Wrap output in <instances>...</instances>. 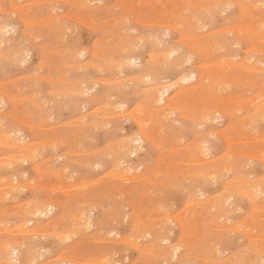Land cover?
<instances>
[{
    "label": "rangeland",
    "instance_id": "374dc122",
    "mask_svg": "<svg viewBox=\"0 0 264 264\" xmlns=\"http://www.w3.org/2000/svg\"><path fill=\"white\" fill-rule=\"evenodd\" d=\"M197 1L0 0L3 264H264V0Z\"/></svg>",
    "mask_w": 264,
    "mask_h": 264
},
{
    "label": "bare ground",
    "instance_id": "6f19581e",
    "mask_svg": "<svg viewBox=\"0 0 264 264\" xmlns=\"http://www.w3.org/2000/svg\"><path fill=\"white\" fill-rule=\"evenodd\" d=\"M93 1H94V0H93ZM96 1H97V0H96ZM190 1H192V0H190ZM202 1H204V0H202ZM216 1H217V0H216ZM226 1H227V0H224V1H223V4H224V2H226ZM230 1H231V0H230ZM238 1H239V0H238ZM241 1H242V0H241ZM244 1H245V0H244ZM244 1H243V3H245ZM247 1H248V0H247ZM255 1H256V3H259V2H257V0H255ZM255 1H253V3H254ZM258 1H260V0H258ZM83 2H84V0H83ZM196 2H198V1L196 0ZM213 2H214V1H213ZM213 2H211V3L213 4ZM232 2H234V1H232ZM249 2L251 3V0H249ZM81 3H82V2H81ZM84 3H86V2H84ZM90 3H91V2H90ZM188 3H189V2H188ZM207 3H210V2H206V5H207ZM219 3H220V2H219ZM226 3H227V2H226ZM243 3H242V4H243ZM104 4H105V3H104ZM217 4H218V3H217ZM228 4H229V3H228ZM228 4H227V5H228ZM232 4H233V3H232ZM237 4H238V2H237ZM251 4H252V3H251ZM251 4H250V5H251ZM187 5H189V4H187ZM190 5H192L191 8H193V4L191 3ZM195 5H196V4H195ZM195 5H194V6H195ZM201 5H203V4L201 3ZM214 5H215V4H213V6H214ZM221 5H222V4H221ZM221 5H220V6H221ZM245 5L247 6L246 3H245ZM209 6H210V5H208V7H209ZM228 6H229V5H228ZM230 6H232L231 3H230ZM230 6H229V7H230ZM239 6H241V3H240ZM239 6L237 5L238 8H239ZM252 6H253V5H252ZM256 6H259V4H257V5L254 4V8H255ZM262 6H263V5H262ZM87 7H88V6H87ZM97 7H98V6H97ZM199 7H200V6H199ZM201 7H202V6H201ZM201 7H200V8H201ZM205 7H206V6H204L203 8H205ZM217 7H219V6H217ZM232 7H234V6H232ZM241 7L244 8V6H241ZM100 8H101V7H100ZM187 8H188V7H187ZM194 8H195V7H194ZM194 8H193V9H194ZM209 8H210V9H213L211 6H210ZM214 8H215V7H214ZM245 8H249V5H248V7H245ZM245 8L243 9L244 12H245ZM254 8H253V9H254ZM259 8H261V7L259 6ZM195 9H196V8H195ZM201 9H202V8H201ZM227 9H230V8H227ZM253 9H252V11H256L257 13H258V12H261V10H259V11L256 10L257 7L255 8V10H253ZM25 10H26V9H25ZM186 10H187V9H186ZM191 10H192V9H191ZM198 10H199V9H198ZM205 10H206V8H205ZM207 10H208V9H207ZM239 10H242V9L239 8ZM249 10H251V6H250V9H249ZM208 11H209V10H208ZM208 11H206V12H208ZM210 11H211V10H210ZM213 11H214V9H213ZM213 11H211V12H213ZM221 11H222V9H221ZM246 11H247V10H246ZM252 11H249V12H252ZM192 12H193V11H192ZM197 12H198V11H197ZM199 12H200V11H199ZM203 12L205 13L204 10H203ZM211 12H209V13H211ZM247 12H248V11H247ZM263 12H264V11H263ZM263 12H262V13H263ZM204 13H200V14H204ZM222 13H223V12H222ZM241 13L243 14V11H241ZM241 13H240V14H241ZM253 13H254V12H253ZM189 14H190V13H189ZM192 14H193V13H192ZM200 14H199V15H200ZM247 14H248V13H247ZM247 14H246V12H245L244 15L248 16ZM249 14L251 15V13H249ZM258 14L260 15V13H258ZM258 14H256V15H258ZM195 15H196V14H195ZM202 16H203V15H202ZM204 16H205V15H204ZM114 17H115V16H114ZM192 17H193V16H191L190 19H192ZM250 17H251V16H250ZM255 18H256V17H255V15H254V18H253L254 20H253V21L256 20ZM262 18H263V17H262ZM187 19H188V18H187ZM193 19H194V17H193ZM250 19H252V18H250ZM260 19H261V17H260ZM263 19H264V18H263ZM263 19H262V20H263ZM127 20H128V19H127ZM194 20H195V19H194ZM194 20H192V21H194ZM188 21H189V20H187V22H188ZM257 21H259V17H258V20H257ZM196 22H197V20H196ZM200 22H201V21H199V24H200ZM260 22H262V23L264 24V21H260ZM177 23H178V22H177ZM191 23H192V22H191ZM191 23H190V24H191ZM152 24H153V23H152ZM154 24H155V23H154ZM188 24H189V22H188ZM194 24H195V23H194ZM157 25H158V24H157ZM170 25H171V24H170ZM256 25H258V24H255V27H256ZM10 26H11V23H8V22H6V21H0V40L4 39L5 41H8V40L10 39L9 37H6V34L8 33V29L11 28ZM166 26H168V24H167ZM172 26H173V25H172ZM191 26H192V25H191ZM260 26H261V25H260ZM9 27H10V28H9ZM168 27H169V26H168ZM199 27H200V26H199ZM199 27H198V28H199ZM253 27H254V26H253ZM15 28H16V27H15ZM164 28H165V27H164ZM198 28H197V29H198ZM236 28H238V27L236 26V27L234 28V30H235ZM245 28H246V27H245ZM248 28H250V27H248ZM248 28H246V29H248ZM263 28H264V27H262V29H263ZM169 29H170V28H169ZM169 29H168V30H169ZM197 29H196L195 31H197ZM201 29H202V28H201ZM240 29H243V28L241 27ZM240 29H238V30L240 31ZM246 29H245V30H246ZM259 29H260V28H258V30H259ZM11 30H13V28H12ZM192 30H194V29L192 28ZM204 30H205V29H204ZM238 30L236 29V31H238ZM248 30H249V29H248ZM14 31H15V29H14ZM207 31H208V30H207ZM236 31H235V32H236ZM243 31H244V29H243ZM251 31H252V30H251ZM9 32H10V31H9ZM168 32H169V31H168ZM168 32H167V33H168ZM191 32H192V31H191ZM197 32H198V31H197ZM200 32H201V31H200ZM256 32H257V31H256ZM258 32H259V31H258ZM258 32H257V33H258ZM260 32H261V29H260ZM260 32L258 33L259 35H260ZM167 33H166V34H167ZM203 33H204V32H203ZM168 34H169V33H168ZM191 34L193 35V33H191ZM147 37H148V36H147ZM157 38H158V37H157ZM200 38H201V36H200ZM203 38H205V37H203ZM217 39L219 40V38H217ZM217 39H216V40H217ZM4 40H3V41H4ZM210 40H211V39H210ZM221 40H222V39H221ZM5 41H4V42H5ZM139 41H140V40H139ZM154 42H155V41H154ZM159 42H160V41H159ZM159 42H158V43H159ZM209 42H210V41H209ZM228 42H229V41H228ZM1 43H3V42H1ZM1 43H0V44H1ZM214 43H215V42H214ZM159 44H160V43H159ZM125 45H126V44H125ZM125 45H123V46L125 47ZM129 45H130V44H129ZM214 45L216 46L217 43L214 44ZM229 45H230V44H229ZM1 46H2V44H1ZM1 46H0V47H1ZM127 46H128V44H127ZM204 46H205V45H204ZM226 46H227V45H226ZM132 47H133V46H132ZM135 47H136V46H135ZM167 47H168V46H167ZM167 47H166V49H168ZM217 47H218V46H216L215 48H217ZM221 47H222V46H221ZM221 47H220V45H219V48H221ZM256 47H257V46H256ZM122 48H123V47H122ZM157 48H158V47H157ZM171 48H173V47H170V50H171ZM244 49H245V47H244ZM253 49H254V48H253ZM124 50H126V49H124ZM174 50H175V49H174ZM203 50H204V49H203ZM206 50H208V47H207ZM255 50H256V49H255ZM261 50H262V49H261ZM152 51H154V50H152ZM162 51H163V50H162ZM178 51H179V50H178ZM178 51H176V52H178ZM195 51H196V50H195ZM249 51H250V50H249ZM251 51H252V49H251ZM251 51H250V52H251ZM253 51H254V50H253ZM82 52H84V51H82ZM125 52H128V51H125ZM150 52H151V51H150ZM166 52H168V51H166ZM166 52L164 51L163 53H166ZM163 53H162V55H163ZM173 53H174V52H173ZM125 54H126V53H125ZM170 54H171V53H170ZM170 54H167V53H166L167 56H169ZM236 54H237V53H236ZM251 54H252V53H251ZM251 54H249V55H251ZM129 55H130V53H129ZM162 55H160V56L162 57ZM164 55H165V54H164ZM171 55H172V54H171ZM176 55H177V54H176ZM180 55H181V54H180ZM131 56H132V55H130V57H129V56H128V57L131 58ZM172 56H173V55H172ZM172 56H171V57H172ZM252 56H254V55H252ZM155 57H158V56H155ZM163 57H164V56H163ZM165 57H166V56H165ZM165 57H164V58H165ZM124 58L126 59L127 56H125ZM129 58H128V59H129ZM158 58H159V57H158ZM158 58H157V59H158ZM173 58H174V57H173ZM173 58H171V59H173ZM179 58H180V57H179ZM254 58H255V57H254ZM254 58H253V59H254ZM125 59H122V60H123V64H124V61L128 60V59H126V60H125ZM131 59H132V58H131ZM137 59H138V58H137ZM186 59H187V58H186ZM242 59H243V58H242ZM167 60H168V59H167ZM188 60H190V59L188 58ZM251 60H252V59H251ZM251 60H250V61H251ZM129 61H130V60H129ZM131 61L133 62V61H135V59H133V60H131ZM136 61H137V60H136ZM163 61H164V60H163ZM176 61H177V60H176ZM226 61H227V60H226ZM242 61H243V60H242ZM188 62H190V61H188ZM119 63H120V62H119ZM119 63H118V64H119ZM140 63H141V62H140ZM157 63H158V62H157ZM165 63H166V62H165ZM171 63H172V61H171ZM184 63H185V61H184ZM194 63H195V62H194ZM226 63L228 64V62H226ZM251 63H253V62H251ZM259 63H260V62H259ZM123 64L121 63V65H123ZM127 64H129V62H128ZM133 64H134V63H133ZM207 64H208V63H207ZM210 64H212V63H210ZM121 65H120V66H121ZM125 65H126V62H125ZM125 65H124V66H125ZM135 65H136V64H135ZM164 65H165V64H164ZM199 65H200V64H199ZM202 65H203V64H202ZM202 65H200V67H201ZM204 65H205V64H204ZM204 65H203V66H204ZM132 66H133V65H132ZM159 66H160V65H159ZM208 66H209V67H206V66H205L204 69H205V70H206V68L209 69V68H210V65H208ZM211 66H212V65H211ZM219 66H220V65H218V67H219ZM226 66H227V65H226ZM242 66H243V65H242ZM244 66H246V64H244ZM244 66H243V67H244ZM248 66H249V65H248ZM248 66H246V69H247ZM261 66H263V65H261ZM215 67H216V66H215ZM229 67H230V64H229ZM251 67H253V66H251ZM251 67H250V68H251ZM125 68H126V67H125ZM125 68H124V69H125ZM133 68H134V67H133ZM140 68H141V67H140ZM201 68H202V67H201ZM212 68H213V67H212ZM230 68H231V67H230ZM241 68H242V67H241ZM254 68H255V67H254ZM256 68H257V67H256ZM258 68H260V67H258ZM124 69H123V70H124ZM142 69H143V67H142ZM144 69H145V68H144ZM146 69H147V68H146ZM163 69H164V68H163ZM197 69H198V68H197ZM204 69H203V70H204ZM210 69H211V68H210ZM216 69H218V68H216ZM216 69H215V72L218 71V70H216ZM219 69H220V67H219ZM228 69H229V68H228ZM242 69H243V68H242ZM248 69H249V67H248ZM248 69H247V70H248ZM252 69H253V68H252ZM261 69H262V68H261ZM167 70H168V69H167ZM186 70H187V69H186ZM226 70H227V69H226ZM238 70H239V69H238ZM247 70H246V71H247ZM188 71H189V70H188ZM121 72H122V71H121ZM124 72H125V71H124ZM201 72H202V70H201ZM262 72H264V70H263ZM143 73H145V72H143ZM243 73H245V71H244ZM258 73H261V72L258 71ZM145 74H148V73H145ZM195 74H196V73H194V75H193V78H194L193 80H195V77H194ZM237 74H238V73H237ZM237 74H236V75H237ZM262 74H263V73H262ZM142 75L144 76V74H142ZM191 75H192V74H191ZM199 75H200V74H199ZM220 75H222V74H220ZM230 75H231V74H230ZM234 75H235V74H234ZM254 75H255V74H254ZM254 75H253L252 77H254ZM186 76H187V75H186ZM200 76H201V75H200ZM200 76H199V77H200ZM222 76H223V75H222ZM222 76H221V77H222ZM132 77H133V76H132ZM137 77H138V76H137ZM147 77H150V75L147 76ZM188 77H190V76H188ZM188 77H187L188 80H191V79H192L191 77H190V79H189ZM197 77H198V76H197ZM199 77H198V78H199ZM201 77H203V76H201ZM206 77H207V76H206ZM217 77H218V76H217ZM219 77H220V76H219ZM221 77H220V78H221ZM256 77H257V76H256ZM223 78H224V76H223ZM244 78H245V77H244ZM149 79H150V78H149ZM201 79H202V78H201ZM201 79H200V80H201ZM207 79H208V78H207ZM221 79H222V78H221ZM258 79H259V78H258ZM262 79H264V78H262ZM162 80H163V79H162ZM218 80L220 81V79H218ZM224 80H225V81H224ZM224 80H222L223 83H224L223 85H225L226 82L228 83V81H226L227 79H224ZM237 80H238V79H237ZM100 81H101V80H100ZM155 81H156V80H155ZM171 81H172V80H171ZM205 81H206V80H205ZM215 81H216V80H215ZM229 81H230V80H229ZM231 81H232V80H231ZM260 81H261V80H260ZM106 82H107V81H106ZM108 82H109V81H108ZM168 82H169V81H168ZM235 82H237V81H235ZM150 83H151V82H150ZM174 83H175V82H174ZM215 83H216V82H215ZM259 83H260V82H259ZM193 84H194V83H193ZM218 84H219V83H217V85H218ZM231 84H233V82H232ZM96 85H97V84H96ZM163 85H164V84H163ZM196 85H197V84H196ZM212 85H213V84H212ZM227 85H228V84H227ZM227 85H226V86H227ZM229 85H230V83H229ZM229 85H228V86H229ZM94 86H95V85H94ZM190 86H191V85H190ZM213 86H215V84H214ZM213 86H211V87H213ZM219 86H220V85H218V88H217L218 90L220 89ZM125 87H126V86H125ZM155 87H156V86H155ZM195 87H196V86H195ZM195 87H192V88L195 89ZM198 87H199V85H198ZM200 87H201V86H200ZM202 87H203V86H202ZM205 87H207V85L204 86L203 88H205ZM211 87L208 86V88H211ZM220 87H221V86H220ZM94 88H95V87H94ZM187 88H188V86H187ZM189 88H190V87H189ZM192 88H191V89H192ZM150 89H152V88H150ZM176 89H177V88H176ZM184 89H186V87H185ZM194 89H193V90H194ZM214 89H215V87H214ZM85 90H86V89H85ZM152 90H153V89H152ZM152 90H151V91H152ZM193 90H191V91L193 92ZM198 90H199V89H198ZM212 90H213V88H212ZM218 90H217V91H218ZM163 91H165V90H163ZM194 91H195V90H194ZM210 91H211V90H210ZM159 92H160V91H159ZM165 92H167V87H166V91H165ZM182 92H183V91H182ZM199 92H200V90H199ZM153 93H155V92L153 91ZM196 93H197V92H196ZM196 93H195V94H196ZM216 93H217V92H216ZM263 93H264V92H263ZM263 93L259 94L260 96H258V97H261V95H262ZM86 94H87V93H86ZM156 94H157V93H156ZM159 94H160V101H161V100L164 99V92L161 91ZM190 94H192V93H190ZM213 94H214V93H213ZM25 95H26V94H25ZM32 95H33V94H32ZM152 95H153V94H152ZM150 96H151V94H150ZM177 97H178V96H177ZM255 97H256V96H255ZM258 97H257V98H258ZM249 98H250V97H249ZM0 99H2V98H0ZM263 99H264V98H263ZM2 100H3V99H2ZM2 100L0 101V104L5 103L4 100H3V103H1ZM12 100H13V99H12ZM253 100H254V101H257V99L255 100L254 98L252 99V101H253ZM259 100H260V98H259ZM244 101H245V100H244ZM254 101H253V102H254ZM162 102H163V101H162ZM250 102H251V101H250ZM257 102H258V101H257ZM260 103H261V102H260ZM260 103H259V105H260ZM262 103H263V102H262ZM263 104H264V103H263ZM4 105H5V104H4ZM256 105H258V103H256ZM124 106H125V105H124ZM126 106H127V105H126ZM249 106H251V104H250ZM0 107H1V109H2V106H1V105H0ZM156 107H157V106H156ZM254 107H257V108H256V113H257L258 110H260V109L262 110V108L259 109L258 106H254ZM247 108H248V107H247ZM1 109H0V110H1ZM156 109H157V108H156ZM257 109H258V110H257ZM151 110H152V109H151ZM158 110H159V109H158ZM213 110H214V109H213ZM253 110H254V109H253ZM263 110H264V109H263ZM112 111H113V110H112ZM152 111H153V110H152ZM136 112H138V111H136ZM140 112H141V111H140ZM153 112H154V111H153ZM204 112H205V111H204ZM206 112H207V111H206ZM210 112H211V109H210ZM250 112H251V111H250ZM193 113H194V112H193ZM202 113H203V112H202ZM259 113H260V111H259ZM135 114H136V113H135ZM237 114H238V113H237ZM252 114H253V113H252ZM252 114H251V115H252ZM260 114H262V113H260ZM263 114H264V113H263ZM192 115H193V114H192ZM192 115H191V116H192ZM249 115H250V114H249ZM251 115H250V117H251ZM254 115H257V114H254ZM134 116H135V115H134ZM203 116H204V114H203ZM201 117H202V114H201ZM260 117H262V116H260ZM145 118H146V117H145ZM194 118H195V116H194ZM202 118H203V117H202ZM202 118H201V119H202ZM253 118H257V117L254 116ZM263 118H264V117H263ZM263 118H262V119H263ZM18 119H19V118H18ZM129 119H130V118H129ZM190 119H191V117H190ZM205 119H207V116H206ZM205 119H202L201 121H203V120H205ZM258 119H260V118H258ZM146 120H147V119H146ZM128 121H129V120H128ZM254 121H255V120H254ZM136 122H137V121H136ZM147 122H148V121H147ZM193 122H194V121H193ZM252 122H253V121H252ZM127 123H128V122H127ZM58 124H59V123H58ZM144 124H145V123H144ZM205 124H206V123H205ZM77 125H78V124H77ZM122 125H123V124H122ZM145 125H146V124H145ZM199 126H201V125H199ZM146 127H147V126H146ZM120 128H121V127H120ZM16 130H17V129H16ZM8 131H9V130H8ZM19 134H21V133H19ZM16 135H18V133H17ZM16 135H15V138H16ZM263 135H264V134H263ZM13 136H14V135H11V134H10V139L12 138V140H13V139L16 140ZM17 137H18V136H17ZM18 138H19V137H18ZM23 139H24V138H23ZM23 139L21 138V140H23ZM260 139H261V138H260ZM7 140H8V139H7ZM14 140L11 141V142L13 143ZM21 140H20V141H21ZM44 140H45V139H44ZM141 140H142V139H141ZM18 141H19V139L17 140V143H18ZM20 141H19V142H20ZM23 141H25V140H23ZM23 141H22V142H23ZM137 141H138V139H137ZM262 141H264V139H263ZM6 142H10V141L8 140V141H6ZM6 142H5V143H6ZM22 142H21V143H22ZM128 142H130V141H128ZM135 142H136V140H135ZM139 142L141 143L140 140H139ZM182 142H183V141H182ZM191 142H192V141H191ZM207 142H208V141H207ZM233 142H234V141H233ZM3 143H4V142H3ZM15 143H16V142H15ZM17 143H16V144H17ZM24 143H25V142H24ZM27 143H28V142H27ZM27 143H25V144H27ZM196 143H197V142H196ZM22 144H23V143H22ZM25 144H24V146H26ZM192 144H193V143H192ZM8 145H9V143H7V146H8ZM27 145H28V144H27ZM127 145H129V144H127ZM195 145H196V144H195ZM203 145H204V143H203ZM11 146H12V144L10 145V147H11ZM15 146L18 147V146H21V145L18 143V145H13L12 147H15ZM51 146H52V145H51ZM51 146H50V147H51ZM53 146H54V145H53ZM199 146H200V145H199ZM199 146H198V148L200 149ZM8 147H9V146H8ZM30 147H31V146H30ZM196 147H197V146H195V149H196ZM201 147H202V145H201ZM19 148H20V147H19ZM22 148H23V147H21V149H22ZM25 148H27V147H25ZM25 148H24V149H25ZM35 148H36V147H35ZM207 148H208V147H207ZM24 149H23V150H24ZM27 149H28V148H27ZM27 149H26V150H27ZM29 149L32 150V148H29ZM29 149H28V151H29ZM115 149H116V148H115ZM204 149H205V148H204ZM35 150H36V149H35ZM83 150H84V149H83ZM208 150H209V149H208ZM196 151H198V150L196 149L195 152H196ZM200 151H201V150H200ZM200 151L197 152V153H200ZM23 152H25V151H23ZM23 152L21 151L20 153H23ZM128 152H129V151H128ZM138 152H139V151H138ZM15 153H16V152H15ZM20 153H17V154H16V155H17V159H18L17 162H18L19 160L22 161L21 159L24 158L25 156H26V158H25L26 160H28V159H27V156L30 158L29 153H27V154H28V155H27V154H25V153H26V152H25V153H24L25 155L22 154V155H21L22 158H21V156H20L21 159H19V158H18V156H19L18 154H20ZM32 153H33V152H32ZM76 153H78V152H76ZM195 154H196V153H195ZM200 154H201V153H200ZM200 154H199V155H200ZM241 154H243V153H241ZM252 154H253V153H252ZM34 155H35V153H34ZM131 155H132V153H131ZM138 155H139V154H138ZM209 155H210V154H209ZM212 155H213V154H212ZM9 156H11V155H9ZM23 156H24V157H23ZM205 156H206V155H205ZM205 156L203 155V157H205ZM246 156H247V155H246ZM250 156H251V154H250ZM0 157H1V156H0ZM7 157H8V155H7ZM13 157H14V155H13ZM13 157H12V158H13ZM32 157H35V156L32 155ZM200 157H201V156H200ZM203 157H202V159H203ZM248 157H249V156H248ZM255 157H256V156H255ZM255 157H254V158H255ZM8 158H9V157H8ZM12 158H10V159H12ZM14 158H15V157H14ZM14 158H13V159H14ZM59 158H60V157H59ZM199 159H200V158H199ZM14 160H15V159H14ZM30 160H31V159H30ZM196 160H197V159H196ZM226 160H227V159H226ZM3 161H4V160H3ZM20 161L18 162L19 164H20ZM24 161H25V160H24ZM200 161L202 162V160H200ZM203 161H206V160H203ZM260 161H261V160H260ZM10 162H11V161H10ZM17 162H16V163H17ZM0 163H1V162H0ZM191 163H192V162H191ZM9 164H10V163H9ZM21 164H22V163H21ZM196 164H198V161H197ZM200 164H201V163H200ZM218 164H219V163H218ZM221 164H223V163H221ZM94 165H95V164H94ZM215 165H216V164H215ZM223 165H224V164H223ZM5 166H7V164H6ZM200 166H201V165H200ZM218 166H219V165H217V167H218ZM10 167H12V166H10ZM92 167H93V166H92ZM224 167H225V166H224ZM8 168H9V167H8ZM96 168H97V167H96ZM220 168H221V167H219V169H220ZM216 169H218V168H216ZM232 169H233V168H232ZM212 170H213V169H212ZM225 170H226V169H225ZM210 171H211V170H210ZM220 171H221V170H220ZM231 171H233V170H231ZM63 172H64V171H63ZM205 172H206V171H205ZM205 172H204V173H205ZM211 172H212V171H211ZM213 172H214V170H213ZM213 172H212V173H213ZM54 173H55V172H54ZM60 173H61V172H60ZM198 173H199V171L197 172V174H198ZM212 173H211V174H212ZM226 173H227V172H226ZM207 174H208V173H207ZM103 175H104V174H103ZM199 175H200V173H199ZM202 175H203V173H202ZM202 175H201V176H202ZM204 175H205V174H204ZM209 175H210V173H209ZM212 175H214V174H212ZM24 176H25V175H24ZM205 177H208V176H205ZM119 178H120V177H119ZM123 178H125V177H123ZM126 178H128V177H126ZM215 178H217V177H215ZM237 178H238V177H237ZM240 178H241V177H240ZM240 178H239V182H241ZM71 179H72V178H71ZM128 179H129V178H128ZM179 179H180V178H179ZM206 179L210 180L209 177L206 178ZM130 180H131V179H130ZM234 180H235V179H234ZM234 180H232V181H234ZM237 180H238V179H237ZM253 181H255V180L253 179ZM253 181H251V183H252ZM148 182H149V181H148ZM245 182H246V181H245ZM53 183H54V182H53ZM253 183H255V182H253ZM256 183H257V182H256ZM82 185H83V184H82ZM237 185H238V184H237ZM247 185H248V184H247ZM8 186H9V185H8ZM248 186H249V185H248ZM251 186H252V185H251ZM2 187H3V186H2ZM16 187H17V186H16ZM16 187H15V188H16ZM73 187H74V186H73ZM75 187H77V186H75ZM228 187H231V186H228ZM260 187H261V186H260ZM0 188H1V187H0ZM32 188H33V187H32ZM85 188H86V187H85ZM225 188H227V187H225ZM235 188H236V187H235ZM237 188H240V189L243 188V189H245V188L242 187V186L237 187ZM258 188H259V187H258ZM261 188H262V187H261ZM240 189H238V190H240ZM251 189H252V188H251ZM255 189H256V188H255ZM255 189H254V191L252 190L253 192H251V193H253V194H252L253 196H254L255 192H257V190L255 191ZM262 189H263V188H262ZM225 190H226V189H225ZM230 190H231V189H230ZM236 190H237V189H236ZM258 190H259V189H258ZM17 191H18V190H17ZM22 191H23V190H22ZM228 191H229V190H228ZM232 191H234V190H232ZM241 191H242V190H240V192H241ZM234 192H235V191H234ZM238 192H239V191H238ZM243 192H244V190H243ZM243 192H242L241 194H243ZM246 192H247V190H246ZM248 192H249V191H248ZM258 192H261V191H258ZM261 193H262V192H261ZM58 194H59V193H58ZM7 195H8V194H7ZM243 195H244V194H243ZM252 195H249V196L251 197ZM257 195H258V194H257ZM263 195H264V194H263ZM194 196H195V195H194ZM222 196H223V195H222ZM233 196H234V195H233ZM228 197H229V196H228ZM240 197H241V195H240ZM242 198H243V197H242ZM256 198H257V196L255 197V199H256ZM258 198H259V197H258ZM5 199H6V198H5ZM194 199H195V198H194ZM218 199H219V198H218ZM247 199H248V198H247ZM220 200H221V199H219V201H218L219 203H218V204L223 203V202H220ZM53 201H54V200H53ZM245 201H246V200H245ZM251 201H252V198H251ZM251 201H250V202H251ZM255 201H256V200H255ZM42 202H43V201H42ZM47 202H48V201H47ZM47 202H46V203H47ZM49 202H50V201H49ZM54 202H55V201H54ZM54 202H51V204L54 203ZM197 202H198V201H197ZM226 202H227V201H226ZM28 203H29V202H28ZM188 203H189V202H188ZM188 203H187V204H188ZM195 203H196V202H195ZM252 203H253V202H252ZM51 204L49 203V205H50V207L48 206L49 208L46 206V205H48V204L43 205L44 207H43V206H41V207H37V209H36V211H35V216H33L34 212H30V213H32V215H31L32 218H33V217H36V214H39V215H37V216H40V214H42V215H43L44 213L47 214V212H48L49 210H53L54 207H53ZM185 204H186V203H185ZM25 205H27V204H25ZM53 205H54V204H53ZM252 205H253V204H252ZM259 205L261 206V204H259ZM35 206H36V205H35ZM38 206H39V205H38ZM255 206H256V205H255ZM255 206H254V207H255ZM55 207H56V206H55ZM219 207H220V205H219ZM222 207H223V206H222ZM222 207H221V209H222ZM52 208H53V209H52ZM167 208H168V207H167ZM30 209H31V208H30ZM33 209H34V208H33ZM212 209H213V207H212ZM252 209H254L253 206H252ZM255 209H256V208H255ZM54 210H55V209H54ZM209 210H210V209H209ZM32 211H33V210H32ZM252 211H253V210H252ZM48 213H49V212H48ZM45 214H44V215H45ZM49 214H50V213H49ZM181 215H182V214H181ZM31 216H30V217H31ZM167 216H168V215H167ZM41 217H42V216H41ZM81 217H82V216H81ZM155 217H156V216H155ZM161 217H162V216H161ZM159 218H160V217H159ZM81 220H82V219H81ZM31 221H33V220H31ZM87 222L89 223L90 221H87ZM83 223H84V222H83ZM155 224H156V223H155ZM5 225H6V224H5ZM25 225H26V223L24 224V226H25ZM87 225H88V224H87ZM90 226H91V225H90ZM246 226H247V225H246ZM247 227H248V226H247ZM9 228H10V227H9ZM68 228H69V227H68ZM224 228H225V227H224ZM241 228H242V227H241ZM245 228H246V227H245ZM51 229H52V228H51ZM155 229H156V228H155ZM216 229H217V228H216ZM247 229H248V228H247ZM4 230H5V229H4ZM233 230H235V229L233 228ZM1 231H2V230H1ZM31 231H32V230H31ZM37 231H38V230H37ZM40 231H41V230H40ZM29 232H30V231H29ZM38 232H39V231H38ZM38 232H37V233H38ZM66 232H67V231H66ZM114 232H115V231H114ZM12 233H14V232H12ZM16 233H18V232H16ZM19 233H21V232H19ZM39 233H40V232H39ZM41 233H42V232H41ZM69 233H70V232H69ZM33 234H34V233H33ZM33 234H32V235H33ZM44 234H45V233H44ZM59 234H60V233H59ZM25 235H26V234H25ZM29 235H31V234H29ZM29 235H27V236H29ZM32 235H31V236H32ZM71 235H72V234H71ZM75 235H76V234H75ZM148 235H149V234H148ZM262 235H263V234H262ZM34 236H35V235H34ZM57 236H58V235H57ZM60 236H61V235H60ZM63 236L65 237V233H64ZM245 236H246V235H245ZM24 237H25V236H24ZM58 237H59V236H58ZM66 237H69V235H66ZM70 237H71V236H70ZM248 237H249V236H248ZM60 238H61V237H60ZM249 238H251V237H249ZM253 238H254V237H253ZM255 238H256V237H255ZM263 238H264V237H263ZM64 239H65V238H64ZM66 239H67V238H66ZM259 239H260V238H259ZM261 239H262V238H261ZM9 240H10V239H9ZM248 240H249V239H248ZM253 240H254V239H253ZM6 241H7V239H6ZM16 241H17V242H15V243H18V240H16ZM249 241H250V240H249ZM249 241H248V242H249ZM2 242H3V244H4L5 241L3 240V241H1V243H2ZM10 242H11V240L9 241V243H10ZM116 242H117V241H116ZM1 243H0V244H1ZM9 243H8V244H9ZM12 243H14V241H12L11 244H12ZM19 243H20V245L23 244L22 241H19ZM182 243H183V242H182ZM8 244H7V245H8ZM177 244H178V243H177ZM1 245H2V244H1ZM1 245H0V247H1ZM4 245H5V247H4V252H5V255H7V257H6L5 255H4V256H5L6 260L8 261V263H9V261H11L12 259L17 260L18 257H17V259H15V257H13V255L10 254V252L12 251V253H13V252L16 251L18 248H20L19 244H18V245L16 244L17 246H14V245H13V246H12V245L7 246L6 244H4ZM25 245H26V244H25ZM141 245H142V244H141ZM22 246H23V245H22ZM28 246H29V245H28ZM179 246H180V245H179ZM24 247H26V246H24ZM30 247H32V245H31ZM180 247H181V246H180ZM180 247H178V248H180ZM193 247H194V246H193ZM2 248H3V246H2ZM2 248H1L0 250H2ZM22 248H23V247H22ZM22 248H21V249H22ZM137 248H138V247H137ZM257 248H258V247H257ZM259 249H260V248H259ZM177 250H178V249H177ZM2 252H3V250H2L0 253H2ZM147 252H148V251H147ZM149 252H150V251H149ZM149 252H148V253H149ZM176 252H177L176 250H175V252H173V253H174L173 256L177 254ZM260 252H261V251H260ZM262 252H263V251H262ZM18 253H19V250H18ZM28 253H30V252L28 251L27 254H28ZM13 254H15V253H13ZM27 254H25V256H27ZM258 254H259V253H258ZM11 255H12V256H11ZM18 255H19V254H18ZM259 255H260V254H259ZM262 255H263V253H262ZM16 256H17V255H16ZM164 256H165V255H164ZM177 256H178V255H177ZM195 256H196V255H195ZM1 258H2V257H1ZM1 258H0V259H1ZM3 258H4V257H3ZM5 258H4V260H5ZM23 258H24V257H23ZM25 258H26V257H25ZM25 258H24V259H25ZM181 258H182V257H181ZM225 258H226V257H225ZM34 259H35V258H34ZM1 260H2V263H1V262H0V263L3 264L5 261L3 262V259H1ZM14 260H12V261H14ZM18 260L20 261V258H19ZM21 260H22V259H21ZM181 260H182V259H181ZM187 260H188V259H187ZM7 261H6L5 263H7ZM12 261H11V262H12ZM75 261H77V260H75ZM83 261H84V260H83ZM83 261H82V262H83ZM179 261H180V260H179ZM223 261H224V260H223ZM257 261H258V260H257ZM16 262H17V261H16ZM178 263H179V262H178Z\"/></svg>",
    "mask_w": 264,
    "mask_h": 264
}]
</instances>
